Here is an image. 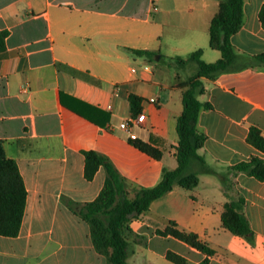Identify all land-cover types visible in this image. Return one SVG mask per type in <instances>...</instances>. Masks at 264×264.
<instances>
[{"label": "crops", "instance_id": "crops-1", "mask_svg": "<svg viewBox=\"0 0 264 264\" xmlns=\"http://www.w3.org/2000/svg\"><path fill=\"white\" fill-rule=\"evenodd\" d=\"M221 1L0 0V32H8L0 53V140L27 190L19 235L0 236V264H110L96 252L81 215L99 197L107 173L100 167L88 181L84 153L104 157L130 193L155 187L164 170L178 167L177 120L184 86L198 66L176 58L186 60L198 50L206 63L221 58L209 46ZM263 7L264 0H244L243 27L231 38L238 54H264ZM131 50L152 51L154 61ZM201 82L198 100L210 108L198 118L197 129L207 138L199 154L211 172L192 164L197 188L175 187L129 224L128 264H172L168 252L192 264L207 258L158 235L168 222L210 244L216 254L209 264H264V182L228 172L252 157L264 158L247 141L252 128L264 137V69ZM131 95L140 98L145 114L135 141L120 129L136 118ZM138 142L162 157L149 156ZM224 179H232L229 194L245 199L252 239L222 227Z\"/></svg>", "mask_w": 264, "mask_h": 264}, {"label": "trees", "instance_id": "trees-1", "mask_svg": "<svg viewBox=\"0 0 264 264\" xmlns=\"http://www.w3.org/2000/svg\"><path fill=\"white\" fill-rule=\"evenodd\" d=\"M264 28V7L259 14ZM244 23V0H222L219 11L209 28V46L220 52L221 58L214 63L202 60V50H198L186 59L176 58L180 64L195 62L198 72L191 82L184 86L183 111L177 120L179 137L176 147L178 167L164 170L160 182L153 188H141L127 191L124 180L108 161L95 152H85V178L91 181L100 167L107 173L103 190L99 197L84 206L82 218L89 224L91 238L96 252L108 258L110 264H128L129 241L127 232L129 224L146 215L151 204L171 192L175 187L192 191L198 187V172H191L190 167L196 163L204 173H210L205 159L199 151L205 146L206 136L197 129L200 112L209 109L210 105L202 104L198 95L204 92L201 78L214 80L226 73H235L249 68L264 69V54L244 56L236 52L231 38L237 34ZM8 32H0V53L6 48L5 40ZM137 56L145 57L152 62L155 53L148 50H131ZM131 114L137 117L141 113V100L135 95L129 98ZM247 141L264 155V137L257 128H252ZM136 146L149 156L160 159L162 153L147 144L136 143ZM232 178L245 174L257 181L264 182V158L252 157L229 167ZM224 192L228 198L222 215V227L235 236L252 239L254 233L245 215V199L242 196L229 194L232 179L222 181ZM27 190L14 160L6 156L4 143L0 140V236L15 238L19 235L26 208ZM158 235L171 236L198 250L207 258L201 264H209L216 251L198 235L180 229L176 223L168 222L166 228ZM167 260L172 264H192L187 259L168 252Z\"/></svg>", "mask_w": 264, "mask_h": 264}, {"label": "built area", "instance_id": "built-area-1", "mask_svg": "<svg viewBox=\"0 0 264 264\" xmlns=\"http://www.w3.org/2000/svg\"><path fill=\"white\" fill-rule=\"evenodd\" d=\"M148 68L146 67V70ZM151 103H156V99H152ZM145 121V114H140L136 118H132L129 121L123 122L120 124V129L124 131L131 140H137V136L134 133L136 126L142 124Z\"/></svg>", "mask_w": 264, "mask_h": 264}]
</instances>
